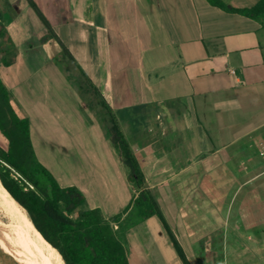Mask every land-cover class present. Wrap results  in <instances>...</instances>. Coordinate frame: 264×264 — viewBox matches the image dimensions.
I'll list each match as a JSON object with an SVG mask.
<instances>
[{"label":"crops","instance_id":"0c3cea01","mask_svg":"<svg viewBox=\"0 0 264 264\" xmlns=\"http://www.w3.org/2000/svg\"><path fill=\"white\" fill-rule=\"evenodd\" d=\"M221 1L244 8L258 0ZM38 18L44 34L34 28ZM20 69L23 81L41 75L44 125L72 131L49 101L71 107L72 124L87 133L80 142L91 143L119 196L120 207L108 199L106 210L87 199L88 184L55 178L82 193L74 216L97 208L123 220L136 194L110 142L104 103L187 263L224 264L226 196L264 175L255 171L264 164V21L206 0H0V80L21 101ZM54 130L45 127L44 137ZM239 222L233 216V229ZM145 224L153 235L138 238L130 262V232ZM123 245L128 264H155L160 255L170 258L162 264H182L155 217L130 227Z\"/></svg>","mask_w":264,"mask_h":264},{"label":"trees","instance_id":"16d2710c","mask_svg":"<svg viewBox=\"0 0 264 264\" xmlns=\"http://www.w3.org/2000/svg\"><path fill=\"white\" fill-rule=\"evenodd\" d=\"M206 1L223 11L264 21V0L244 8L232 7L221 0ZM102 105L107 113L110 142L127 168V181L136 192L126 208L131 207L127 216L123 220H119V216L113 219L116 222L115 229L97 208L87 209L79 216H74L76 209L84 202L82 193L73 186L61 187L55 177L38 162L30 140L28 120L17 114L0 80V135L6 141L5 147L0 145L2 187L26 211L36 231L60 254L64 264H128L123 245L125 233L130 227L150 217L159 221L180 262L188 264L146 187L127 141L108 107L104 103Z\"/></svg>","mask_w":264,"mask_h":264},{"label":"rangeland","instance_id":"374dc122","mask_svg":"<svg viewBox=\"0 0 264 264\" xmlns=\"http://www.w3.org/2000/svg\"><path fill=\"white\" fill-rule=\"evenodd\" d=\"M35 10L40 15L41 20L44 21V8L37 4V7L35 5ZM41 20L38 18L35 21L34 28L44 34V26L40 25ZM25 73V69H20V73L17 75L18 83L20 82L18 94L22 98L21 101L13 99V96L17 94L13 90L9 92V96H12L9 100L17 114L26 118L29 122L30 140L38 162L55 178L59 179L61 184L72 182L88 184L87 191L90 195L87 196V199H98L104 207L106 205V210L109 208L107 201L110 199L113 200L112 207L118 209L120 207L119 196L111 195V184L105 173L102 172L100 165L95 163L94 149L89 146L91 143H88L86 139H81L84 142L79 140L81 136H87V133L80 132L81 127L75 122L72 124L70 117L67 115L71 107L65 101L56 102L57 106L49 101L50 107L53 106L57 110L60 109L65 115L62 118L70 122L68 128H71L72 131L65 132L66 134L64 135L59 130V122L56 123V126L44 125V98L41 91L43 86L40 79L41 75L39 76L38 74L33 80L31 78V82H28L29 79L23 81ZM36 79L38 80L36 81ZM25 111L30 114L26 115ZM45 127L46 130L51 127L56 128V130L50 134L46 132V135H48L44 137ZM0 145L2 147L6 145L5 139L1 135ZM255 171H264V164H257ZM119 192H121L122 199H126L128 193L124 190ZM91 194L94 196H91ZM225 204L228 207V214H226L229 217V222L225 227L224 264H264V175L253 183L240 186L237 191H231L226 196ZM104 214L108 213L105 212ZM237 215L240 222L238 228L233 229V216L236 217ZM109 222L115 229L113 220L110 219ZM145 226H137L130 232L131 244L129 246L126 245L130 262L133 260L132 257L135 256L133 255L135 248L142 247L138 238L149 235L151 239L153 235L149 225L145 224ZM1 231L0 236L4 234V231ZM233 231L235 233L238 231L239 239H233ZM8 240L11 243L10 238ZM146 241H144L143 246L149 248V240L146 239ZM10 246L13 252L10 254L17 258L12 244ZM169 259L167 256L160 255L154 262L155 264H162V262H166Z\"/></svg>","mask_w":264,"mask_h":264},{"label":"bare ground","instance_id":"6f19581e","mask_svg":"<svg viewBox=\"0 0 264 264\" xmlns=\"http://www.w3.org/2000/svg\"><path fill=\"white\" fill-rule=\"evenodd\" d=\"M0 230L4 231L3 237L10 238L17 255L16 258L8 253L0 242V250L12 264H64L60 254L36 231L26 211L10 197L1 183Z\"/></svg>","mask_w":264,"mask_h":264},{"label":"flooded vegetation","instance_id":"af4514ba","mask_svg":"<svg viewBox=\"0 0 264 264\" xmlns=\"http://www.w3.org/2000/svg\"><path fill=\"white\" fill-rule=\"evenodd\" d=\"M5 237H3V236H0V242H1V244L4 246V248L6 249V251L8 252V253H13L12 251H11V246H10V244H9V242H8V240L7 239H4ZM7 245H9L8 247H7Z\"/></svg>","mask_w":264,"mask_h":264},{"label":"water","instance_id":"95a60500","mask_svg":"<svg viewBox=\"0 0 264 264\" xmlns=\"http://www.w3.org/2000/svg\"><path fill=\"white\" fill-rule=\"evenodd\" d=\"M0 264H12L9 259L0 250Z\"/></svg>","mask_w":264,"mask_h":264}]
</instances>
